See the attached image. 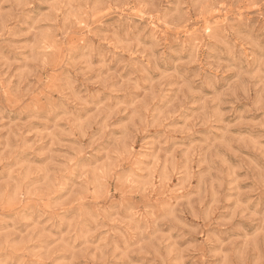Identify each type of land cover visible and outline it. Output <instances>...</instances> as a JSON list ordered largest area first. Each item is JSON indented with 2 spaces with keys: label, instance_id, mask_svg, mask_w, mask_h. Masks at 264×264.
<instances>
[{
  "label": "rangeland",
  "instance_id": "obj_1",
  "mask_svg": "<svg viewBox=\"0 0 264 264\" xmlns=\"http://www.w3.org/2000/svg\"><path fill=\"white\" fill-rule=\"evenodd\" d=\"M0 264H264V0H0Z\"/></svg>",
  "mask_w": 264,
  "mask_h": 264
}]
</instances>
